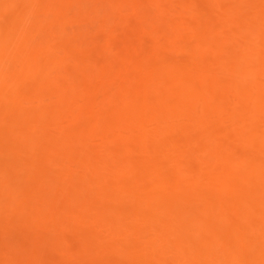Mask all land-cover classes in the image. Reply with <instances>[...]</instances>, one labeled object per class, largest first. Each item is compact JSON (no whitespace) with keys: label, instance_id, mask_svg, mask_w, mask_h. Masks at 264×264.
<instances>
[{"label":"rangeland","instance_id":"1","mask_svg":"<svg viewBox=\"0 0 264 264\" xmlns=\"http://www.w3.org/2000/svg\"><path fill=\"white\" fill-rule=\"evenodd\" d=\"M5 1L1 2L5 4ZM8 1L9 7L4 6L6 9H3L0 14L2 27L7 20H11V24L18 23L21 16L27 12L28 3L33 2L36 10H43V12L38 10L39 14L44 13V6L46 8L52 3L66 4L63 0H25V7L23 5L25 2L20 0L18 3L15 0ZM50 1L52 2L48 4ZM69 1L66 2L70 3V6L73 5L71 6L73 12L71 10L70 13V15L73 13L71 15L73 16L82 6L77 7V0H74V3ZM97 1L105 6L129 12L132 3L138 2L150 7L155 0ZM156 1L174 4L176 2V6L183 4L185 9H195L206 17H212L211 19H216L218 15V12L214 15L216 4L223 5L227 9L226 12H232L233 17L235 15L234 19L239 22L245 23L252 14L264 19V0H217L216 6L209 0ZM3 5L1 8H4ZM83 6V10L87 11L92 8L90 4ZM181 7L182 5L177 6V9L180 10ZM126 12L118 14L109 22L110 26L104 25L109 29L107 30L109 33L99 30V34L105 33V39L108 35L107 40L113 43L111 44L116 52L93 53L95 63L104 65L105 67L102 68H105L106 72L112 70L110 72L112 75L109 72L108 75L112 79L115 78L117 84L119 77L121 78L119 83L137 81L138 79L135 78L140 79L143 73L140 68L142 69V66L145 68L147 62L149 65L153 62L155 66L153 64L150 66L153 67L152 72L157 74L155 76L159 75L158 71L160 73L163 70L166 71L168 66L175 77L176 74L177 77H184L183 83L199 87L200 85L196 82L197 80L203 82L198 76H202L201 70L204 69L206 85L212 88L211 91L208 90L209 96L204 97V94L200 93L201 95H195L196 98L188 97L190 99L189 105L186 101L188 108H191L193 104L197 106L196 110L191 108V111L195 110V116L192 118L194 120L190 121L188 113L185 112L187 110L185 103L186 109L182 105L185 99L175 100L176 102L173 101L171 104L168 102L169 106L175 105V108H169V110L172 108V113L169 112V114L171 113V117L173 114L180 119L179 122H177L179 119L176 118L177 121L173 119V122L175 120L178 123L177 126L171 123V119V121L162 119L164 122L161 123V120L160 124L151 123V119H142L140 124L142 123L143 127L138 128L140 130L137 129L135 134L132 133L135 136L126 133L127 129H124V132L121 131L123 135L130 134L132 138L123 139L118 142V145L117 141L120 139L116 137L121 134L119 130H123L116 127L120 121L118 118H112L105 105L102 107L103 104L100 106L96 104L99 103L97 101L91 104L92 106L89 104L91 106L89 107L79 100L80 96L77 95L78 99L75 97V100V95H71L70 98L68 93L64 92L60 96L58 94L56 96V93L51 94L46 102L38 104L30 101L28 94L43 90L50 84L46 83L44 86L45 83L40 84L32 77L22 84L25 87L22 88L23 93H26L27 97L21 98L20 101L18 96L14 97V100L17 99L16 106L10 107L9 100L5 98L2 101L0 98V264H264V230H261L264 228V189L260 184V186L257 185L259 180L264 181V165H262V162L264 163L262 160L264 158L262 156L264 155L262 150L264 147V141L262 142V139L264 140V74L251 61L240 62L232 51L226 52L228 48H236L238 41H241L240 38L224 40L220 48H215V45L210 46L213 49L208 47L206 51L202 50L200 54L195 55L197 57L187 53L161 50V53H157V57L149 53L150 56L155 57L150 58L147 53L149 48L145 47L146 50L141 51L142 48H139L138 40L136 41L139 38L137 35H140L139 21L130 17V12ZM221 13L223 12L219 15L224 17ZM10 16L13 18L8 19ZM186 16L188 20L190 14ZM106 28L103 27L102 30L106 31ZM224 30L220 29L218 33L228 32ZM183 32L186 36L191 34L188 29ZM62 46L67 52L65 55L70 56L67 57L68 59H74L73 57L82 59L83 51L80 53L68 42H64ZM112 55L121 56L122 59L125 57L126 62L136 66L135 71L134 69L121 70V72L117 70L116 67L121 63L116 57L113 59ZM51 56L48 54L46 58ZM153 59L155 62L152 61ZM193 61H198L195 64L199 63L197 67L201 65V69L198 67L199 69L196 68L197 71H194L196 65L193 66ZM108 63L109 65L113 63L111 67L109 66L110 69H108ZM116 63L119 65L115 66ZM139 64L142 66L138 67ZM82 67L79 66V69ZM222 67L230 69L227 71L230 73H233V70L234 76L227 74L225 68L226 73H223ZM195 72L201 73L196 75L198 79L194 78ZM60 82H58L59 86L55 87L51 84V88L65 87L70 84L64 79ZM73 85L79 94L83 84L76 82ZM229 86L232 88L230 89ZM96 90L93 96L101 98L102 93L99 94ZM85 91L88 92L87 88ZM85 91L81 92L85 94ZM209 91L213 96L215 93V96L210 95ZM252 96L255 100H248ZM5 100L8 101L7 105ZM130 108L128 111H132ZM78 111L82 117L80 118L82 120L78 122L80 128L85 130L90 128L91 124H94L92 127L96 124L99 131L92 132L93 135L91 132L82 131L83 134L76 138L78 140L73 141L70 136H68L70 139L65 136L70 134L73 125L70 122L73 117L78 116ZM130 111L127 115L129 120L132 116ZM173 111L177 112L174 114ZM23 113L27 116H23ZM126 120L127 123L130 122L127 117ZM98 122L100 125L106 123L116 127L113 131L112 129L108 131L110 137L113 136L111 141L104 143L101 140L102 129L105 128L98 127ZM62 130L64 135L60 133ZM150 131H156L151 133L150 139L147 137L143 140L140 137L142 133ZM241 132L242 134L253 132L252 136L250 134L249 136L253 137L255 134L256 138L253 137L255 141L251 138L253 141L250 140L252 141L250 145L246 141L242 142L244 140L240 141L241 139L236 136ZM256 135L261 139L258 140ZM97 137L100 139L97 140ZM226 137L230 138L229 140L232 139L231 146L234 153L236 152L237 157L242 158L239 161V178L236 179L235 186L219 188L214 183H210L216 176L215 167L204 165L201 170L198 160L196 161L190 151L196 150L198 146L205 147L202 145L209 141L223 142L225 139V142H231ZM82 138L84 142L93 140L90 144L95 146L94 152H88L86 144L81 145L82 141L79 139L82 140ZM103 144L107 145H105L107 149L111 148L105 151ZM259 144L262 146L261 149ZM199 147L197 150H201ZM257 149L260 150L257 151ZM243 155H245V162ZM174 169H181L189 173V176L195 175L194 173L200 174L199 176H202L204 180L192 182L193 184H182V181L175 178ZM246 213L255 216H253L254 225L242 222V217Z\"/></svg>","mask_w":264,"mask_h":264},{"label":"bare ground","instance_id":"2","mask_svg":"<svg viewBox=\"0 0 264 264\" xmlns=\"http://www.w3.org/2000/svg\"><path fill=\"white\" fill-rule=\"evenodd\" d=\"M1 1H3V0H1ZM1 1H0V4L3 3ZM15 1L18 3V0H15ZM15 1H13V2L15 3ZM28 1H30V0H28ZM52 1H54V0H52ZM52 1H50L48 4H50ZM63 1L66 4H63V3L58 4V2H57V4L52 3L53 6L52 5L47 6L46 8L44 6V8H43L44 13H40V14H39L40 10L39 9L36 10L33 2L31 1L32 3H28V8H26L27 12H25V14H23V16H21V18L18 20V23L12 22L14 24H11V22H10L11 20L10 21L7 20V22H9L10 25H8L9 23L6 24L7 22H5V21L3 23L4 24L3 27L1 24V26H0V98H2V101L5 98H6V100L10 101V103L8 104L7 103L8 101L5 100L6 105L8 104L10 107L16 106L17 96H18L19 101L21 100V98L27 97V94L23 93L24 91L22 88L24 86L22 84H23V82H25L26 79L28 80V78L32 77V78L37 79L38 83H40V84L45 83L44 86H46V83H47V85L48 84H50V85L45 87L43 90L34 91L31 94H28V99L30 101L37 102L38 104H43L44 101L45 102L47 101V98H50L51 94L53 95L54 93H56V96H58V95L60 96V94H62V93L64 94V92L68 93V97H70L71 95L72 96L75 95L74 99L77 95L80 96L81 98H79V100L82 101L83 103L85 102V104L88 106H89V104L91 105L97 101L99 103H96V104H100V106H102V104H103L102 107H104V105H105V107L107 108V111L109 112V114L112 118H118V121H120V122L116 127L118 129H120V128L123 129V130H119L120 131L119 133H121V131L124 132V129L125 130L127 129L125 131L126 133L128 132L130 134H132V133L135 134V131L138 128L143 127L142 123L140 124V120H142V119H151L150 122L151 123L155 122L156 124H160L159 121H161L162 119H169V120L171 119L172 120V121L170 120L171 123H174L177 126L178 123H176V121L179 118L174 117L173 114L171 117L170 114L172 113L171 112L172 108H171V110H169L170 107L175 108V105L174 106H172L173 104L170 106L168 105L169 104L168 102H170V104H171L175 100L179 101L180 99H185L184 102L182 100V102H183L182 105H183L184 109L187 108V110H188V111L185 110V112L188 113L189 118L188 117L187 118L189 119V121L192 118H194V116H195L194 111L197 109V108H195L197 106H195V104H193V106H191L192 105V103H191L190 104L191 108H195V110L193 109V111H191L192 109L190 107L188 108L187 105H189L188 101L190 102V99H191L190 96H192V98H193V96H195V95L198 96V95H201L200 93H202V94H204V97H208L209 96L208 90L212 89L206 85V79H205L206 77L204 76V73H205L204 69L201 70L203 73L202 76L197 75L199 72L198 73L195 72L196 74L194 73L195 79H198V78H196V75L199 78L201 77L200 80L203 81L202 83L198 80H197V82L195 81L196 84L198 83L201 87L199 85H198L199 87H193L190 84H189L190 85L189 86L188 84L183 83V81L185 82L184 77H182V78H181V76L177 77V74L175 77V74L171 71L170 68H168V66H166V67H167V69H170V70H167V69H166V71L163 70L162 73H160V71H158L159 75L155 76L156 73L154 74V72H152L153 67L150 66L153 64V62H152V61H154V59H153L151 61L152 64L149 65L148 62H147V64H145L146 65L145 68H143V66L139 64L140 66H138V67L142 66V69L140 68V70L143 71V73L140 76V79L135 78L138 80L137 81L135 80L134 82L133 81L132 82L126 81L127 83L125 82V84H124V82L119 83L121 78L120 77L118 78V76H117V78H118V84H117V80H115V78H113L114 79L113 80L112 77L108 75L112 70L111 71L109 70L108 71L109 73H108V72H106L107 70L106 71L104 70L105 68L104 69L102 68L104 65L100 66L99 64H96L93 57H92V54L96 53L97 51H101V52L104 51V53L106 52L108 54L113 53V51H114L113 46H112L113 43L111 41L107 40V38H108L107 33H109V31L107 32V30H109V29H107L106 26H110V25H108V24H110L109 22L112 21L114 18H116V16L118 14L123 13L125 11L128 12V10H122V9H118V8L116 9V8H113L112 6H105L97 0H77L76 1L77 7L82 6L81 7L82 10H83L84 4H88V5L90 4V6L92 5V8H89L88 11L87 10L82 11V10H80L81 8L80 9L78 8L79 10L77 11V13L76 14L74 13L75 15L71 16L73 14L72 13L70 15L71 10L73 12V9H72L73 7H71V6H73V5L70 6V3L66 2L67 0L66 1L63 0ZM209 1H210V3L213 2L211 4H214V6L217 5L215 8L213 7L215 9L214 15H217V12H218L216 19L213 16V18L215 20L211 19L212 17H210V16L206 17V15H202V13L200 14L199 11L196 12L195 9H192L193 7L192 8L190 7L192 10H187L188 8L185 9L183 4H181L182 5L181 9L179 8L180 10H178L177 6L180 7L181 5L176 6V2H175V4L171 3V2L167 3V2H163V1H162L163 3H161V2L155 0L150 5V7H147L148 5L147 6L142 5L141 3H138V2L132 3L131 7H129V8H131L129 10V12H130V17H133V19H137V21H139V24H140L139 25L140 27H138L140 29V31H139L140 35H137V36H139V38L136 39V41L138 40L137 41L138 46L140 49L142 48L141 51H143V50L145 51L148 47L149 48V50L147 52L148 55L150 53V55H152V56L156 55V57H157V53L160 52L161 50H163V51L167 50V52H168V50H170V51H173L174 53L180 52V53H187L191 56H195L197 54H200V52L202 50H205L208 47L211 48L210 46L214 47V45H215L216 46L215 48L222 47L223 46L222 41L224 42V40L226 41L229 38L230 39L240 38L241 41L238 39L240 41V42L238 41V46L236 48H233V49L228 48L226 50V52L230 53V51H232L234 56L236 54V56L238 57V60L240 62L241 61L242 62L251 61L254 64V66L260 72H262L264 74V59H263L264 58V19L258 18L259 16L257 17L256 14H255L256 16H254L252 14V16L248 15L249 19H246L245 23L239 22L237 19H234L235 15L233 17L232 12H230V11L226 12L227 9L223 5L216 4L217 0H209ZM8 2L9 1L7 0V2L5 4L3 3L4 5L1 4V5H3L2 7L7 6ZM20 2H25L23 5H25V7H26V1L25 0H23V1L20 0ZM69 2L74 3V0H70ZM165 3H167V4H165ZM1 5H0V8H1ZM7 7H9V5ZM185 7H189V6H185ZM3 9L5 10L6 8L5 7L1 8L0 14H2L1 12H3L2 11ZM224 11H225V13H227L226 15H225ZM40 12H43V10ZM198 12H199V14H197ZM220 12H223L221 14L222 15L224 14V17L219 15ZM187 14H190V16H189L190 18L188 20L186 19ZM12 16L8 17V19H10ZM2 18H3V16H2ZM111 23H113V22H111ZM5 24H6V27H5ZM105 24H106V26H104ZM103 27L106 28V31L102 30ZM124 28H126V27H124ZM129 28H131V27H129ZM100 29H101L100 32H107L106 33V35H107L106 39L104 36L105 33L102 35L99 34ZM185 29H188L191 31V34L189 36L184 35L183 31ZM220 29H222V30L225 29L228 32L218 33V31ZM3 30L4 31L6 30V31L4 32ZM139 32H138V34H139ZM131 35H132V33H131ZM64 42L70 43L75 49H77V51H80V53L83 51V53H81V54H83L82 59H78L80 57H78V58L76 57L78 60L75 59V57H73L74 59H68L67 57L69 55L66 56L67 52L64 51L65 49H63V46H62V44ZM235 45H237V43H235ZM135 46H137V45H135ZM145 47H146V49H144ZM211 49H213V48H211ZM137 50L139 51L138 47H137ZM215 50L216 49H214V51ZM217 51H218V49L216 50V52ZM71 52H73V51H71ZM114 52H116V50ZM219 52H220V50H219ZM48 54H51L52 56L49 58H46V55H48ZM81 54H80V56H81ZM109 56H111V55H109ZM112 56H113V59H115V57H116V59L118 61L120 60L121 64L119 65L118 63H116V65H115V66L119 65L118 67H116V69L117 70L119 69L120 72H121V70L122 71H128V70H133V69L135 71L136 66L129 64L128 61L126 62L125 57H124V59H122V57H121L122 54L120 56L121 58L114 56V55H112ZM152 56H150V58ZM195 57H197V56H195ZM235 57H234V59H235ZM71 58H72V55H71ZM118 58H120V59H118ZM152 58H155V57H152ZM159 58H157V59H159ZM101 62H100V64H101ZM196 62H198V61H195V62L193 61V63H194L193 66L196 65V67H194L195 68L194 71L196 70V68L201 66V65H199L197 67V65L199 63L195 64ZM77 63H80L81 65H78ZM97 63H98V61H97ZM225 63H226V61H225ZM68 64L69 65L72 64V66H68ZM109 64L110 63H108V69H110L109 66L111 67L113 65V63H112V65H109ZM77 65H78V67H77ZM226 65L227 64H225V66ZM79 66H81V67L83 66L82 69H79ZM228 66H230V65H228ZM228 66H227V68H228ZM47 68H48V70H46ZM224 68H225V70L227 69L226 67H222L221 69L224 70ZM252 68H253V66H252ZM143 69H145V70H143ZM200 69H201V67H200ZM257 69H255V71H258ZM138 70H139V68H138ZM223 70H222V72L224 73L225 70L224 71ZM227 71H230V69H227L226 72ZM216 72H217V69H216ZM232 72L233 73L227 72V74L229 73V75L231 74V76H234V75H232V74H234V71L232 70ZM210 73L211 72H209V74ZM200 74L201 73H199V75ZM213 74H211V76ZM218 74H219V72H218ZM206 75H207V73H206ZM216 76H215V78H216ZM263 77H264V75H263ZM207 78H208V75H207ZM62 79H64L65 81H69L68 83H70V84L66 85L65 87L60 86L57 88H51V84H52V87H55L56 85L59 86V84L61 83L60 80H62ZM133 79H134V77H133ZM186 79L188 80V78H186ZM202 79L205 80V83H204V80H202ZM208 79H207V82H208ZM238 79H240V78H238ZM37 80H36V82H37ZM187 80H186V82H187ZM210 80H212V79H210ZM238 81H240V80H238ZM58 82H60V83H58ZM76 82H78V84H79V82H81V84H83L82 85L83 89L81 88L82 89L81 91L83 93L86 90V88H87L88 92L85 91V94H83L80 91L81 95H79L80 93L78 94V92L76 91L77 88L74 86L76 84L73 85V83H76ZM214 83H215V81H214ZM230 83L232 84V82H230ZM196 84L194 83V85H196ZM234 84H236V83H234ZM186 85L188 87H186ZM232 87H235V85ZM232 87L229 86L230 89ZM254 88H256V87L254 86ZM95 89H97L96 90L97 93L98 92H99V94L102 93L101 98H99V96H96V97L93 96L94 94H96V93H94ZM233 91H232V93H233ZM89 92H92L93 94L89 93ZM213 94L215 96V93H213ZM21 95H24V96H21ZM210 95H212L211 92H210ZM19 96H21L20 99H19ZM14 97H16L15 100H14ZM188 97H190V99H188ZM253 97L254 96L249 97L248 100H250V101H252L253 99L255 100V98H253ZM195 98H196V96H195ZM195 98H194V100H195ZM229 98H231V96ZM186 101L188 104L186 103ZM229 101H227V102L230 103ZM184 103H185L186 108L184 106ZM193 103H195V102H193ZM180 104H181V102H180ZM3 105H5V104H3ZM167 105H168V107H167ZM91 106H89V107H91ZM128 107L130 109H132V111L129 110L130 113H132L131 120H129V118L127 116L128 112H129ZM178 108H179V106H178ZM178 108H176V109H178ZM80 111H82V110H80ZM80 111H78L77 113H79ZM98 112H100V111H98ZM169 112H171V113L169 114ZM174 112H177V111H173V113ZM103 113H102V115H103ZM24 115H25V113H23V116ZM25 116H27V115H25ZM97 116H100V115L97 114ZM77 117L76 118L73 117V119L71 120L70 123H73L71 130H70L71 132L68 135L66 134L67 136H65V137L70 136V138L71 139L73 138V141H74V139L78 140L76 138H79L78 136L80 134H83L82 131H86L87 133L88 132L92 133L96 130L99 131L97 129L96 124L93 127H92V125H94V124H91V127L89 126L90 128H86L85 130H84V128H80V126L78 125V122H80V120H82V119H80V118H82L81 114L79 113ZM96 117H95V119H96ZM126 117L128 119V122L130 121L129 123H127ZM24 119H26V118H24ZM173 119H176V121L174 120V122H173ZM108 120H110V119H108ZM192 120H194V119H192ZM103 121H104V119H103ZM179 121H180V119L177 122H179ZM113 122H115V121H113ZM162 122H164V121L162 120L161 123ZM98 123H99L98 127L101 126V128H105V129H102V131H103L102 134H101V132L99 133V134H101V137L99 136L101 138V140H103L104 143L111 141V138H113V136H112L113 134L111 133L112 137H110V134L108 131H110L111 129L113 131L116 127L115 126L112 127L113 125H107L106 123H104L105 126H104V124L100 125V122H98ZM155 123H153V124H155ZM116 124H117V122H116ZM85 126H86V124H85ZM101 128H99V129H101ZM145 129H148V128H145ZM138 130H140V129H138ZM153 132L154 131L144 132V133H142V135H140V137L143 138V140H145L147 137L149 138V136H151V133L153 134ZM60 133H62V135H64L63 130L60 131ZM65 133H67V132H65ZM87 133H85V134H87ZM114 133H116V132L114 131ZM117 133H118V131H117ZM251 133H253V132H251ZM251 133L245 132V134H242V132H241L236 137L238 139H241L240 141L244 140L242 142L246 141V143H249V145H250V142H252L256 138L254 136L255 134H253L254 139H253V137H250V136H252ZM263 133H264V131H263ZM130 134H127V135H125V134L123 135V133L119 134L118 137H116V138H118L120 140L115 139L116 141L118 140L117 145H118V142L123 140V139L126 140L127 138L128 139L132 138ZM134 134H132V136ZM249 134H250V136H249ZM92 135H93V133H92ZM94 135H96V134L94 133ZM128 135H130V137H128ZM263 136L261 135V137H263ZM99 137H97V140L100 139ZM155 137H156V134H155ZM141 138H140V140H141ZM259 138L260 137H258V140H259ZM229 139L230 138H227V140L231 141V142H225L226 141L225 139H224L225 141L223 140V142L218 141V140L217 141H211V142L209 141L208 142L209 144L206 142L207 145L206 144L202 145V147L205 146L203 148L198 146L199 148H201V150H197L198 147H196L197 151L193 148H192L193 150L190 151L192 156H195L196 161L198 160V165H200V167H202L204 165H206V166L208 165L207 167H211L210 165H212V167L213 166L215 167V169L217 170V171L215 170L216 176L213 178V180H211L210 183H214V185L216 187H219V188L220 187H223V188L234 187L236 184V182H235L236 179L239 178V175H238L239 174V171H238L239 166L238 165H239V161L242 157L240 156V158H239V157H237L238 154L236 155V152L234 153V151H233L234 149H232V146H231L233 141H232V139L231 140H229ZM79 140L82 141L81 145L86 144L85 146H87L88 152H94L95 146L93 147V145L90 144L93 141L92 139H91L92 141L87 140V142H84L83 138H82V140L81 139H79ZM219 140H222V139H219ZM250 140H252V141H250ZM30 141H31V139H30ZM154 141H155V139H154ZM263 141L264 140L262 139V142ZM127 142H128V140H127ZM100 145H102V144H100ZM105 145L103 146L104 147L103 149L105 151L106 150L108 151V149H110L111 147L108 146L109 148L107 149L105 147ZM110 146H113V145H110ZM246 146H248V145L246 144ZM261 147L262 146L260 145L259 148L261 149ZM87 148H85V149H87ZM259 150L257 149V151H259ZM262 150L264 152V147L262 148ZM151 151H152V149H151ZM153 153H155V152L153 151ZM260 153L262 154V151H260ZM260 153H258V154H260ZM188 154H189V152H188ZM92 156H91V159L93 158ZM244 156L245 155H243V159L245 162ZM246 156H249V155H246ZM262 156H264V155L262 154ZM248 158L249 157H247V159ZM257 160H253V161H257ZM262 160L264 161V158ZM257 162L261 163L260 161H257ZM171 163L172 162H170V164ZM255 164H256V162H255ZM262 165H264L263 162H262ZM99 166H101V165H99ZM200 167H198V168L201 169ZM178 169L173 170L174 175H175V178H178L180 181H182L181 182L182 184H189V183L193 184L192 182H197V181L201 182L202 180H204V178H202V176H199L200 174L198 175V174L194 173L195 175L192 174V176H189L188 175L189 173L187 174L185 171L183 172V170L181 171V169L180 170H178ZM201 170H203V167ZM205 170H206V167H205ZM209 170H211V169H209ZM171 173H173V172H171ZM205 179H206V177H205ZM208 179L210 181V178H208ZM208 179H207V182H208ZM263 180H264V177H263ZM257 183H256L257 185L260 184L262 186V188L264 189V181L259 180ZM208 185H210V184H208ZM253 216L254 215L251 213L244 214L242 217V219H243L242 222L247 223L249 225L250 224L254 225ZM246 227H248V226H246ZM261 230L263 231L264 228H261Z\"/></svg>","mask_w":264,"mask_h":264}]
</instances>
